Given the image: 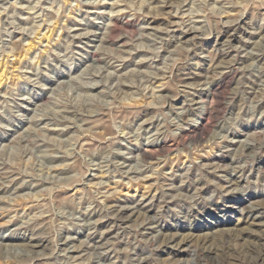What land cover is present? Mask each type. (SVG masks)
Segmentation results:
<instances>
[{
	"label": "rangeland",
	"instance_id": "1",
	"mask_svg": "<svg viewBox=\"0 0 264 264\" xmlns=\"http://www.w3.org/2000/svg\"><path fill=\"white\" fill-rule=\"evenodd\" d=\"M260 210L264 0H0V264H264Z\"/></svg>",
	"mask_w": 264,
	"mask_h": 264
},
{
	"label": "bare ground",
	"instance_id": "2",
	"mask_svg": "<svg viewBox=\"0 0 264 264\" xmlns=\"http://www.w3.org/2000/svg\"><path fill=\"white\" fill-rule=\"evenodd\" d=\"M116 24L117 23H115V22H113L112 23V27L113 28H115L116 27ZM111 27V28H112ZM111 32H113L112 30L110 31V34H111ZM31 48L29 47L26 51H29ZM97 60V59H96ZM224 78H225V76L224 75H222L221 77H220V79L218 80V81H215L214 82V84H213V86H212V88L207 92V93H205L202 97H201V101L203 102V103H205V101H208L207 100V98H211V96L213 95V92H214V90H215V88H217L218 86H220V84L222 83V81H224ZM207 105H205V108H204V110H203V114H199V116L200 115H203V117L204 116H209V111H208V109H207V107H206ZM202 116H201V118H203ZM145 151V150H144ZM147 152V150L145 151V153ZM143 157H144V155H143ZM231 182V181H230ZM254 211V210H253ZM251 215H252V213H250ZM249 214V215H250ZM254 214H256V211L254 212ZM258 217L259 218H262V219H264V210H260V211H258ZM255 218H256V216H255ZM254 218V219H255ZM257 219V218H256ZM264 221V220H263ZM259 222V221H258ZM260 224V223H259ZM264 225V224H263ZM38 242V241H37ZM1 245H2V243H0ZM35 245V244H34ZM3 246H5V247H10L11 245H4L3 244ZM37 246V245H36ZM12 247V246H11ZM258 255V254H257Z\"/></svg>",
	"mask_w": 264,
	"mask_h": 264
}]
</instances>
